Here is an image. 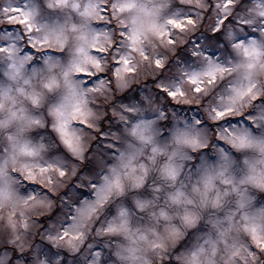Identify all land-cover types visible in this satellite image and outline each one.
I'll return each instance as SVG.
<instances>
[{
  "label": "clouds",
  "instance_id": "1",
  "mask_svg": "<svg viewBox=\"0 0 264 264\" xmlns=\"http://www.w3.org/2000/svg\"><path fill=\"white\" fill-rule=\"evenodd\" d=\"M0 264H264V0H0Z\"/></svg>",
  "mask_w": 264,
  "mask_h": 264
}]
</instances>
